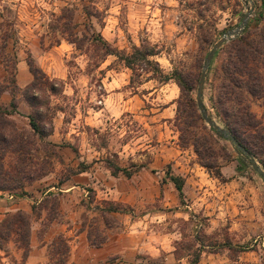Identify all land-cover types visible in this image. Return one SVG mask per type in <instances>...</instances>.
Wrapping results in <instances>:
<instances>
[{
	"label": "rangeland",
	"instance_id": "rangeland-1",
	"mask_svg": "<svg viewBox=\"0 0 264 264\" xmlns=\"http://www.w3.org/2000/svg\"><path fill=\"white\" fill-rule=\"evenodd\" d=\"M250 2L251 18L260 0H0V98L6 90L8 99L0 108L10 111L14 98L6 119L21 140L3 155L21 190H0V222L17 210L29 220L27 254L12 232L0 264H191L194 251L196 264H264L260 175L251 166L237 173L224 140L215 146L223 179L209 173L191 146L179 145L177 84L141 66L131 70L102 44L125 54L151 45L159 52L149 59L163 73L180 70L195 85L207 51ZM229 50L228 41L212 59L202 93L221 125L213 104ZM19 60L32 77L21 88ZM28 62L40 69L39 80ZM247 102L264 120V95ZM109 163L138 169L112 174ZM169 168L185 179L182 204ZM197 169L209 180L207 192L196 193L188 178Z\"/></svg>",
	"mask_w": 264,
	"mask_h": 264
},
{
	"label": "trees",
	"instance_id": "trees-1",
	"mask_svg": "<svg viewBox=\"0 0 264 264\" xmlns=\"http://www.w3.org/2000/svg\"><path fill=\"white\" fill-rule=\"evenodd\" d=\"M260 1L259 9L256 10L253 17L249 18L243 32L229 41L230 50L222 66L221 90L216 105L212 104L223 125L264 167V120L257 118L250 111L247 102L250 97L257 98L264 95V12L262 10L264 0ZM102 44L107 54L117 56L131 70H134L136 66H141L143 71L151 72L159 82L166 83L172 80L177 84L180 95L176 101L175 127L178 131L179 145L182 148L191 146L198 163L214 177L223 179L217 164L215 146L219 143V140L228 141V139L222 137L212 128L208 127L207 129L206 125L200 126L203 119L198 111L195 97L192 96V91H196L199 77L194 78V84L195 82L196 84L193 85L189 76L184 75L180 70L174 69L170 73H163L157 64L149 59V57L159 52L151 45L133 46L131 52L125 54L117 49L110 48L105 41H102ZM223 46L224 44L216 51L213 59ZM28 66L34 79L39 80L40 69L34 66L32 62H28ZM10 106V111L0 108V190L2 191L21 190V182L13 181L15 178L11 172L6 170L3 163L5 150L9 148L19 150L21 146L20 136L6 119L7 115L15 112L14 98L11 99ZM208 114L211 115L209 111ZM27 118L31 132L40 138L44 136L45 133L33 116L29 115ZM9 125L12 128L10 130L6 128ZM201 128L203 129L200 131ZM231 147L236 153V172L242 174L245 170L254 171L247 162V157L234 145H231ZM109 166L112 174L122 173L127 177L138 169V166H134V168L121 167L113 163H109ZM165 175L173 184L179 203L182 204L184 199V177L180 174H174L170 168L167 169ZM21 194L24 195L23 192ZM12 232L17 234L19 240H21L26 255L29 248V220L21 210L6 214L0 222V247L2 241ZM193 254L194 258L191 264H196L200 252L194 251Z\"/></svg>",
	"mask_w": 264,
	"mask_h": 264
},
{
	"label": "water",
	"instance_id": "water-1",
	"mask_svg": "<svg viewBox=\"0 0 264 264\" xmlns=\"http://www.w3.org/2000/svg\"><path fill=\"white\" fill-rule=\"evenodd\" d=\"M249 9L243 14L242 19L239 24L235 27L224 31L221 36L213 43L210 49L207 51L200 70L196 94H195V101L198 108V111L209 128L214 129L218 134L222 135V137L228 139L231 145H234L238 150H240L244 156L247 157V162L250 166L260 175L261 179L264 181V170L261 166L255 161L254 157L249 153V151L239 143V141L234 137L231 131L226 128L225 126L221 125L218 121H216L213 117L208 114V111L203 103L202 93H203V86L204 80L207 75L209 65L216 53V51L226 42L230 41L231 39L235 38L236 36L240 35L243 30L246 28L251 12L253 11V2H250Z\"/></svg>",
	"mask_w": 264,
	"mask_h": 264
},
{
	"label": "crops",
	"instance_id": "crops-1",
	"mask_svg": "<svg viewBox=\"0 0 264 264\" xmlns=\"http://www.w3.org/2000/svg\"><path fill=\"white\" fill-rule=\"evenodd\" d=\"M1 69V66H0ZM31 74L28 71L27 65L23 61H18L16 64V84L19 88L24 87L27 83L31 80ZM3 94L1 95L0 102H2L4 105L7 104V91H3ZM1 104V103H0ZM19 113H22V110L20 108L17 109ZM183 152V151H180ZM209 176V174H207ZM206 175V176H207ZM190 182H192L194 189L196 190V193H199L202 189L203 192H207V187L203 186L205 184L204 182H209V180L205 177V173L201 171L200 169H197L194 171V173L190 174L188 177ZM206 180V181H205ZM201 199V196L199 197ZM198 197L196 195V202H198ZM2 200V198H1ZM4 205V204H3ZM15 205L10 206L9 208L12 209ZM8 210V208H5L4 211Z\"/></svg>",
	"mask_w": 264,
	"mask_h": 264
}]
</instances>
